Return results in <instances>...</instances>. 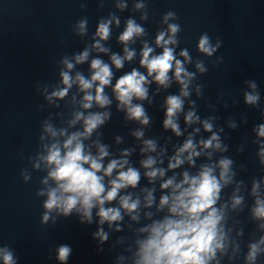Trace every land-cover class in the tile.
Here are the masks:
<instances>
[{
  "label": "water",
  "instance_id": "95a60500",
  "mask_svg": "<svg viewBox=\"0 0 264 264\" xmlns=\"http://www.w3.org/2000/svg\"><path fill=\"white\" fill-rule=\"evenodd\" d=\"M128 20L144 32L125 44L119 37ZM81 22H85L83 30ZM102 22L109 24L106 40L97 35ZM172 24L179 26L175 34L169 31ZM161 32L165 40L172 37L176 41L168 47L189 74L187 96L181 95L182 85L175 78V61L166 87L140 64L145 45L153 49L150 58L163 52V47L156 44ZM205 35L215 48L211 55L199 48L200 38ZM97 43L107 51H99ZM126 47L135 54L131 60L124 59L123 67L118 69L111 57H125ZM85 50L89 53L87 59L77 63L75 57ZM185 50L187 57L181 55ZM93 59L102 60L112 72L111 83L104 88L110 104L102 108L93 102L91 108H83L86 93L78 82L63 98L52 95L65 87L61 72H68L73 81L77 74L91 80ZM65 60L73 64L72 69L66 67ZM134 69L148 81L144 84L147 98L132 100L145 109L147 125L129 119L127 109L113 91L117 80ZM97 84L87 91L95 95ZM245 94L258 95L259 99L249 104ZM170 95L180 96L183 101L174 120L180 135L163 125ZM189 112L199 119L186 122ZM77 113L84 117L90 113L109 114L90 137L82 138L86 153L98 156V146H106L108 155L101 161L104 167L113 159L127 160L120 170L132 167L140 174L136 187L121 189L115 200L105 203V208L115 207L121 212L122 218L111 224L99 223L98 206L92 209L90 223L75 210L67 217L53 210L49 221L41 222L47 189L55 187V181L47 179L50 169L43 157L53 143L63 148L68 136L83 132V119L72 123ZM205 121L212 124L211 132L205 131ZM261 124L264 0H0V249L7 248L15 264H61L57 259L61 245L72 249L65 264H136L140 242L150 235L142 229L175 218L170 205L160 204L163 196L172 195V188L161 185L169 179L181 183L184 173L190 178L198 176L204 166L213 167L219 179L218 162L227 158L232 161L228 182L221 181L219 199L213 205L223 214L219 227L224 248L217 250L208 264H248L252 244L260 248L254 264H264V243H260L264 219L253 213L257 199L264 201V157L260 155L264 137L257 134ZM49 126L57 132L55 137L46 131ZM61 131L65 134L60 135ZM137 131L143 133L140 138L134 135ZM213 133L225 151L203 147L201 141L210 139ZM189 138L200 154L190 163L189 153L185 152L180 156L184 162L170 169L172 158ZM146 140L155 143L154 151H142ZM149 157L156 163L145 168L142 161ZM154 169L163 170L164 175L149 178L146 173ZM117 174L114 170L111 177L104 176L106 190ZM98 175L103 176V171ZM254 183L258 185L256 194ZM121 196L138 201L137 208L131 212L121 208ZM236 198L241 202L234 206ZM100 230L107 234V240L101 241L95 235Z\"/></svg>",
  "mask_w": 264,
  "mask_h": 264
},
{
  "label": "clouds",
  "instance_id": "9594fccd",
  "mask_svg": "<svg viewBox=\"0 0 264 264\" xmlns=\"http://www.w3.org/2000/svg\"><path fill=\"white\" fill-rule=\"evenodd\" d=\"M139 7V5H138ZM169 16L172 13L168 14ZM167 19V17H166ZM85 22H81L80 28L84 29ZM109 24L102 22L97 29V35L101 40H106L109 37ZM169 31L173 34L179 31V26L169 25ZM144 29L135 24L133 20H128L125 31L120 35L119 40L122 43H127L132 40L134 36L143 34ZM165 33L161 32L156 37V44L163 47V52L156 56H151L153 52L151 47L145 45L141 53V66L147 68L148 75H154V80L163 86H167L169 81L168 73L173 68V61H175V78L182 85L181 95L187 96V77L189 74L185 72L182 67V62L175 60L173 49L168 47L176 41L170 37L168 40L164 39ZM99 51H107L102 48L99 43L95 45ZM199 48L202 52L211 55L215 48L211 47L207 35L202 36L199 42ZM126 55L121 58L118 55L111 57L112 63L116 68L123 67V60H131L134 52L127 47L124 49ZM89 53L85 50L83 53L77 55L75 60L77 63L85 61ZM182 56L187 57V51L181 52ZM68 69L73 68V64L67 60L64 61ZM201 71L204 69L197 65ZM93 75L91 80L85 79L82 75L77 74L76 80L73 81L68 72H61L62 82L65 87L62 90L52 93L53 96L63 98L67 95L68 89L72 87L73 83L78 82L81 91L86 94L83 97V108L89 109L93 102L100 107H105L110 104V100L104 95V88L111 83L112 72L109 65L103 63L100 59H93L91 62ZM98 82L95 89V95L87 90L93 88V84ZM147 77L137 70H132L130 73L121 76L113 89L116 93L117 100L120 105L127 109V116L129 119L138 120L141 124L147 125L149 117L145 109L140 104H133L132 100L135 97L139 100L147 98V89L144 84L147 83ZM253 87L255 85L253 84ZM258 95L245 94V100L249 104H255L258 101ZM167 110L166 119L163 125L166 129L170 128L176 135H180L179 127L174 122L176 114L182 110L183 101L180 96L170 95L166 100ZM108 113H90L86 117L82 113H77L76 121L83 119V132H75L68 136L63 143V148L58 143H53L47 150V155L43 157L46 166L49 167L47 179L55 181V187L47 189V200L44 201L43 207L45 212L42 215L41 222L46 224L50 219V214L53 210L63 214L65 217L69 216L73 210L79 212L83 220L89 223L92 219V209L99 208L97 216L99 223L104 224L106 221L111 222L120 220V209L115 207L105 208L106 202H111L117 198L121 189L129 186L136 187L139 180V172L132 167L127 168L126 171H121L128 163L127 160H111L106 167L102 164V160L108 155L106 146H98V156H93L85 152L82 138L91 136L94 130L98 129L105 123L108 118ZM199 119L193 112H189L185 117L186 122L191 123ZM205 131H212V124L207 121L204 122ZM46 131L51 133L53 137L57 135L50 126ZM64 135V131L59 133ZM258 136L264 137V124L258 127ZM137 138H140L143 133L137 131L134 133ZM215 142V143H214ZM145 149L142 151H154L155 143L152 140H146ZM203 147L220 149L225 151L226 148H221L219 137L215 133L206 141H201ZM195 145L191 138H189L183 146L178 150L177 155L172 159L174 163H169V168H176L184 161L180 156L188 152V161L191 163L192 157L198 156L200 153L195 151ZM124 155H128L127 152ZM264 157V151L260 154ZM156 161L149 157L142 161V166L151 168ZM261 163H264L262 159ZM232 161L227 158H222L218 162L220 168L219 179L213 174L214 169L211 166H204L198 176L189 177L184 173L181 183L174 184L173 179L167 180L161 185L162 188H172L171 196H163L160 200L161 206L170 205L169 211L175 218H166L163 222L154 223L150 229H142V231H149V237L140 242L139 259L136 264H208L209 260L215 258L216 251L224 248L223 231L219 227L223 214L220 210L213 207L219 199L221 191V181L228 182L229 171ZM87 165V167H85ZM114 170L118 174L114 179L109 180V187L103 183L104 176L111 177ZM103 171V176L98 175ZM163 176L164 172L160 169H154L146 173L149 178H154L157 175ZM47 179L44 181L47 183ZM187 185V187H184ZM258 185L254 183L253 194H256ZM178 192V194H177ZM44 193H41L43 195ZM149 204L152 201L151 193L147 197ZM240 199L236 198L234 206L240 203ZM121 208L131 212L138 206V201H131L129 196L120 197ZM257 218L264 219V201L257 199L256 207L253 210ZM135 219V217H133ZM82 220V222H83ZM101 241L107 240V234L102 230L96 234ZM260 243H264V238ZM260 251L258 244L250 245V250L247 255L248 264H254L256 256ZM72 249L68 245H61L57 249V259L61 264L69 259ZM0 258L3 264H15L13 254L7 249H0Z\"/></svg>",
  "mask_w": 264,
  "mask_h": 264
}]
</instances>
